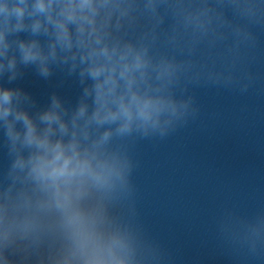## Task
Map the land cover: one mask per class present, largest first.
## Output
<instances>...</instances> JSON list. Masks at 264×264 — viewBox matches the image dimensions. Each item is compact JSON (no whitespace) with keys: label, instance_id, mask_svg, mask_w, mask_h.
<instances>
[{"label":"clouds","instance_id":"obj_1","mask_svg":"<svg viewBox=\"0 0 264 264\" xmlns=\"http://www.w3.org/2000/svg\"><path fill=\"white\" fill-rule=\"evenodd\" d=\"M107 3L97 4L96 0H57L59 12L54 17L52 15L53 0H35L32 4L33 12H48V20L55 24V34L57 42L64 48H71L73 41L69 30V22H76V31L79 39L77 43L82 47H88V42L84 39L86 26H88V36L91 37L96 31L95 17L101 7ZM29 8L27 0H18L17 3H10L4 0L0 3V14L3 15V27L0 28V54L6 55L8 44L5 41V35L10 30H19L23 28L24 17ZM31 14V13H29ZM16 17L15 25L10 26L11 17ZM41 27V21L35 20L32 28L38 30ZM95 43L100 44V38L97 36ZM20 48L25 61L46 59L42 51L35 42L31 44L21 43ZM52 55H55V45H53ZM132 55V59L129 56ZM82 61H91L85 69L95 79V102L96 109L92 119L99 122L104 121H121L118 131L128 132L133 122H137L139 127L147 128L149 125L156 127L159 124L160 113L165 108L170 107L175 111L174 104H165L164 102L153 99L147 95L141 94L133 88L136 83V72H140V78L145 75V60L140 53L131 52V49L119 53L115 48L109 49L107 45L103 47H91L81 55ZM14 60L9 62V67L14 66ZM2 67V66H0ZM43 72H47L46 66L42 67ZM123 81V90H118ZM87 91V90H86ZM13 93L11 90L0 91V115L7 118L12 111L11 101ZM84 107H81L80 114L83 115ZM16 120H22L26 127L23 136V143L26 145H35L43 152L40 155H34L28 161L19 159L17 164L24 167L25 164L31 165V172L39 178H59L71 179L77 175H84L92 171L88 159H82L77 151L75 142L66 146L61 142L51 143L48 135L38 136L36 128L26 113L17 112ZM49 123V131L53 122H59L60 127L65 128V124L55 111H49L42 117ZM9 133L14 139H19L20 134L13 132L9 125ZM110 135L105 132L103 139ZM70 149V154H68ZM99 179V176H97Z\"/></svg>","mask_w":264,"mask_h":264}]
</instances>
